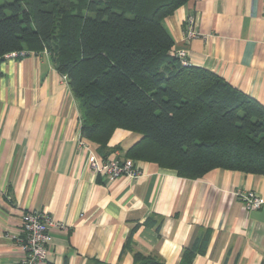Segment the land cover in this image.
<instances>
[{"label":"crops","instance_id":"0c3cea01","mask_svg":"<svg viewBox=\"0 0 264 264\" xmlns=\"http://www.w3.org/2000/svg\"><path fill=\"white\" fill-rule=\"evenodd\" d=\"M200 36L186 39L188 16ZM191 65L207 68L264 104V0H189L163 20ZM77 100L47 50L0 62V264H21L20 219L46 210L51 230L41 264H133L135 252L179 264H264V202L247 209L238 195L264 199V175L214 168L199 178L136 160L132 180L91 169L97 145L78 146ZM141 134L117 129L107 158L125 160Z\"/></svg>","mask_w":264,"mask_h":264},{"label":"trees","instance_id":"16d2710c","mask_svg":"<svg viewBox=\"0 0 264 264\" xmlns=\"http://www.w3.org/2000/svg\"><path fill=\"white\" fill-rule=\"evenodd\" d=\"M188 1L0 0V62L12 51L47 50L77 100L81 136L102 158L121 149L109 143L124 129L142 136L127 158L182 177L214 168L264 175V104L170 54L163 20ZM195 254L186 248L179 264ZM133 264L164 263L135 252Z\"/></svg>","mask_w":264,"mask_h":264},{"label":"built area","instance_id":"2783aa9c","mask_svg":"<svg viewBox=\"0 0 264 264\" xmlns=\"http://www.w3.org/2000/svg\"><path fill=\"white\" fill-rule=\"evenodd\" d=\"M186 39H192L200 36L196 29V19L193 15L188 16L184 26ZM28 53L27 50H16L5 54L4 58H23ZM170 54L179 59L182 65H189L187 53L184 49L171 50ZM67 81L66 75H62ZM78 146L90 148V142L82 136L78 138ZM92 170L105 173L112 177L125 175L132 180H136L142 174L140 164L131 158L119 160L116 158H102L92 154L89 160ZM247 209L260 207L264 199L253 190L238 194ZM64 224L57 222L53 216L46 210H28L25 211L20 219V233L11 237L20 242L22 250L21 264H41L45 261L48 254V244L51 238V230L55 227H61Z\"/></svg>","mask_w":264,"mask_h":264},{"label":"rangeland","instance_id":"374dc122","mask_svg":"<svg viewBox=\"0 0 264 264\" xmlns=\"http://www.w3.org/2000/svg\"><path fill=\"white\" fill-rule=\"evenodd\" d=\"M129 16H131V15L129 14Z\"/></svg>","mask_w":264,"mask_h":264}]
</instances>
